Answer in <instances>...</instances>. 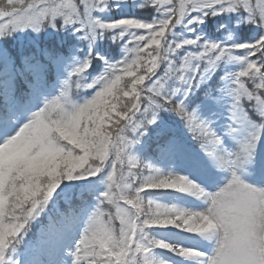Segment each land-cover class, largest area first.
Returning a JSON list of instances; mask_svg holds the SVG:
<instances>
[{"label":"snow or ice","instance_id":"6c2138e0","mask_svg":"<svg viewBox=\"0 0 264 264\" xmlns=\"http://www.w3.org/2000/svg\"><path fill=\"white\" fill-rule=\"evenodd\" d=\"M0 264H264V0L0 3Z\"/></svg>","mask_w":264,"mask_h":264},{"label":"trees","instance_id":"16d2710c","mask_svg":"<svg viewBox=\"0 0 264 264\" xmlns=\"http://www.w3.org/2000/svg\"><path fill=\"white\" fill-rule=\"evenodd\" d=\"M1 1H4V0H0V2ZM214 24H215V22L209 24V29L212 30V31L215 30L214 29ZM52 38L53 39H59V37H52ZM28 39H29V36L26 35L25 33H18V34L15 35L14 38H10L9 42L10 43H19L20 41H27ZM69 39H71V37H69Z\"/></svg>","mask_w":264,"mask_h":264},{"label":"rangeland","instance_id":"374dc122","mask_svg":"<svg viewBox=\"0 0 264 264\" xmlns=\"http://www.w3.org/2000/svg\"><path fill=\"white\" fill-rule=\"evenodd\" d=\"M6 2V0H4L3 2H1V3H5Z\"/></svg>","mask_w":264,"mask_h":264}]
</instances>
